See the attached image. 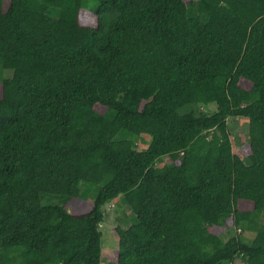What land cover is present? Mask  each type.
<instances>
[{
	"label": "trees",
	"instance_id": "1",
	"mask_svg": "<svg viewBox=\"0 0 264 264\" xmlns=\"http://www.w3.org/2000/svg\"><path fill=\"white\" fill-rule=\"evenodd\" d=\"M120 196L108 264H264V0H0V264H101Z\"/></svg>",
	"mask_w": 264,
	"mask_h": 264
},
{
	"label": "rangeland",
	"instance_id": "2",
	"mask_svg": "<svg viewBox=\"0 0 264 264\" xmlns=\"http://www.w3.org/2000/svg\"><path fill=\"white\" fill-rule=\"evenodd\" d=\"M189 1L190 0H186V2ZM245 88L250 89V86L246 84ZM203 110L207 114H211L212 112H215L217 110V106L213 105V107L211 106L208 109L203 108ZM182 112H187V110L185 109ZM228 127L232 136L234 146L239 152V155H242V157H244L243 154L240 153V150L248 141L250 131L249 119L243 117L229 118ZM125 136L130 140H136L137 148L141 151L147 150L152 142V138L147 135L128 136L125 133ZM51 200V203H58V199H56L55 197H51ZM89 201L92 202L91 199H89ZM104 211L105 221L101 225V231L103 232V259L101 264H108L110 261L114 260V257L116 256L115 251L119 247V239L115 232V228L122 227L123 229H128L133 224L134 214L131 208L126 204L122 196L107 204L104 207ZM214 231L219 234L223 233L221 236L225 240L237 237L240 234L243 239L249 241L252 240L256 235L255 232H242L240 229H231L230 231L226 232L222 229H216ZM233 264H242V261L239 258Z\"/></svg>",
	"mask_w": 264,
	"mask_h": 264
}]
</instances>
